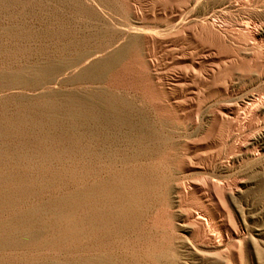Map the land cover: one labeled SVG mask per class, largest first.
I'll return each instance as SVG.
<instances>
[{"label":"bare ground","instance_id":"1","mask_svg":"<svg viewBox=\"0 0 264 264\" xmlns=\"http://www.w3.org/2000/svg\"><path fill=\"white\" fill-rule=\"evenodd\" d=\"M252 1L255 0H0V13L9 19L31 16V19L33 17L36 20L37 27L34 30L26 27L18 30L8 27V30L14 33L13 35L25 39L36 36L40 41L37 50L44 55L42 58L44 60L32 67L0 71V91L14 86H30L29 88L50 86L54 83L52 72H57L58 77L66 70L71 73H68L70 76L67 77V82L56 83V78L53 79L56 81L54 84L72 87L66 94L39 96V100L44 102L42 106L45 108L46 119L51 122L56 121L59 116L66 119L65 126L68 130L63 133V136L64 134L66 136L60 138L61 136L57 137L47 132L42 135L43 139L36 141V144L45 153H52L53 147L46 148L43 145L45 140L65 139L68 146L63 150L71 155L75 151H81L78 149L80 145L82 146L87 168L85 178L89 181L85 190L83 189L82 197L90 204L87 219L84 217L86 225L85 222L81 223L84 224L86 233L82 236L87 238L86 244L84 243L88 252L87 264H130L122 262L118 254L112 253L114 252L112 250H118L120 243L123 244L121 240H126L125 238L129 237L127 234H131L140 224L142 212L136 209L138 206H146L148 201L144 196L148 191L158 196L162 211L169 212L170 218L166 222L172 234L166 244L151 252L150 258L154 264H243L249 252L247 243L249 237H252L256 249L254 256L258 255L257 259L263 257L264 242L257 239L258 237L253 238V234L263 235L264 224L250 229L246 223L244 226L242 223L241 225L236 223L238 220L234 219L230 198L240 191L239 186L221 181L219 178L199 179L193 175L195 164L190 151L200 142L196 138L197 131L184 130L182 125L185 118L190 120L191 126H195L199 119L195 112L183 114L187 103L193 99L191 97L196 95L195 85L223 75L224 91L227 94L230 90L228 82L234 61L233 52H224L217 56L218 54L213 52L215 48L233 45L241 52L239 55L242 57L234 55L244 61L242 68L249 74L251 72L256 80H260L261 72L264 71V30L246 24L229 29L226 24L219 25L216 21L218 12L216 8H239ZM185 39L199 40L203 43L206 55L202 56L209 64L205 77L194 73L195 66L201 65L204 61L195 60V57L184 54L176 57L178 59L176 74L171 77L161 74V65L153 53L164 47H174ZM51 55L54 59L49 57ZM130 64L135 65L149 81L148 90L153 97L151 103L155 113L160 117L161 130H150L147 125L151 124L146 114L134 106L133 99L128 100L114 92L119 88L115 79ZM163 79L168 81L163 82ZM246 98L235 104L236 106L225 102L212 111L215 122L228 123L232 128L246 125L252 129L248 133L240 130H236L238 131L236 133L234 130H210L206 133L210 138L215 139L217 135V140L231 143L229 155L224 156L226 159L220 157L221 153H216L212 157V160L218 162L217 168L220 172L230 170L240 159L251 161L264 159V98L255 95ZM12 99L21 108L29 105L24 97ZM235 107L245 109L248 115L241 116L237 113L232 117ZM6 121L5 130L1 135L12 138L17 132L14 121L9 119ZM21 123L37 128L43 126L39 121L29 122L26 119H22ZM26 140L23 144L27 142ZM7 151L0 148L1 160L9 158L11 154L8 155L10 151ZM21 151L22 157L30 159L31 156L26 154V150L22 148ZM80 157L82 158L81 155ZM103 174L112 175L107 180ZM96 178L99 179L95 181ZM195 195L203 200L201 204L204 202L206 205L199 204L200 206L196 205L194 209H184L183 200ZM95 199L100 200L98 207L91 205ZM4 200L1 199L2 203ZM68 201V198H59L49 209L59 210ZM124 201H127L126 204L121 205L120 203ZM42 209L33 206L14 220L1 224V230L3 228L7 232L4 236L5 233L2 234L0 231L4 236L0 239L2 251L26 249L31 246L47 249L53 245L57 247L61 241L67 243L71 234L62 235L67 231L65 230L67 224L62 227L65 228L62 230L64 232L60 233L62 236L55 238L53 236L47 240V235L56 229L57 224L65 222V219L61 220V223L56 222V225L43 220L40 224L37 223L38 220L36 221L38 227L27 225L30 220L41 218ZM69 211L72 212L71 209ZM121 214L125 222L119 218ZM217 218H220V223L215 221ZM77 234L76 232L72 235L76 237ZM141 237L137 236L136 241H140ZM44 238L47 241L44 240L42 243ZM70 261L64 264H75Z\"/></svg>","mask_w":264,"mask_h":264},{"label":"rangeland","instance_id":"2","mask_svg":"<svg viewBox=\"0 0 264 264\" xmlns=\"http://www.w3.org/2000/svg\"><path fill=\"white\" fill-rule=\"evenodd\" d=\"M216 10L218 11L216 21L219 25L226 24V27H228L229 29H236L239 25L246 24L250 27H254L255 25V28H258L259 30L261 29L264 30V0H255L254 2L253 1L249 2L248 5L239 8H224V9L216 8ZM17 18L18 17L9 19L3 13H0V71H3L4 69L5 70L8 69L9 71L10 70L14 71L20 68H24L26 66L32 67L34 64L36 65L44 60L42 59L44 55L37 50L40 41L36 36H31L30 37L31 39L29 38L25 39L20 36L13 35L14 33H10L8 30V27L14 30H18L22 27H26L30 30H34L37 27L36 20L33 17L31 19V16L25 18H18V19ZM213 52L218 54L217 56H221L224 52H230L233 55L234 61L229 73L230 81L228 82V90L229 89L230 90L227 91V94L224 91L225 80L223 75H218L214 80L206 82L207 84L203 82L200 83V85L198 84L194 86L196 95L194 97H191L193 99L187 103L188 104L187 108L183 114L189 115V113L195 112L194 114H196L197 117H199L197 121V123L198 122L199 123L198 124L196 123L195 126H191L190 120L188 118H185L182 121L183 128H185L184 130H194L191 132L197 131L195 132V134L196 133L198 134L196 138L200 142L195 149L190 151V156L195 164L193 175L199 179L205 177H209L213 179L219 178L221 181H226L229 184H236L237 186H239V188H241L240 191L233 198H230L234 219L235 221L238 220L236 221V223L238 225H241L242 223V226H244L246 223L248 224L250 229H252L251 227L254 226L261 227L264 224V187H263L264 159H259L256 161H251L245 158L240 159L235 162V164L230 170L225 172L224 171L220 172V170L217 168L218 162L212 160L213 159L212 157L216 153L219 154L221 153L220 157L226 159V157L229 155L228 153L230 152L231 143L226 141L224 142V140H217V135L215 139L210 138L206 133H208L210 130H216V131L234 130L233 132L235 133L238 132L236 130H240L241 132H246V133L250 132L249 130H252L249 126L246 125H244L245 128L244 126L242 127L235 126L234 128H232L228 125V123L215 122L212 117V111L213 109H215V107L217 108L218 105H221L225 102L234 104V106H236L235 104L241 103L242 101L247 99L246 97H249L251 95L260 96V98L261 97L264 98V71L261 72L260 80L259 79L256 80V77L254 78L251 75V72L250 74L246 72L245 69H243L244 61L242 62L239 59L240 57H242L241 55H239L241 52L239 50H236V48L233 45L230 46L227 45L226 47L215 48ZM153 54L155 55V57L157 58V60L161 65L160 66L161 74L164 75L165 77H171L178 72V64L176 62L178 61V59L176 57H179L182 54L187 55L189 57L193 56L195 57V60L202 59V61H204L201 63V65L197 64L195 66L194 73L197 76L205 77L207 74L206 71L209 68V64L205 61L206 59L203 58L204 54L206 55V49L203 48V43L200 42L199 40L194 41V40L185 39L174 47H170V48L164 47L161 50H156ZM234 54L235 55L237 54L240 57H236ZM49 57L54 59L53 55ZM235 57L236 60L234 59ZM187 65L188 68L190 69L191 66L189 62ZM52 73H53L52 74L53 79L56 78L57 81L56 82L55 80L52 79V82L54 81V83L55 82L61 83L60 81L67 82V77L70 76L69 74H71L69 73V70L64 71V73H62V75H60L59 77L57 76L59 75L57 72H52ZM165 81L168 80L163 79V82ZM54 83L51 84L50 86L36 87L37 90H35L36 88L33 86H32L33 88L32 87L29 88L30 86L29 87L14 86V87H6L7 89L4 88V90L2 89L0 91V140H1L0 145L2 144L0 148H3L6 151L7 150L10 151V152L7 151L8 155L9 153L12 155V156L9 155L8 159L2 158L1 160L0 158V188H1L0 190L2 192L5 190L4 191L5 193L0 192V198L2 199V201L7 196H8L7 198H9L8 200L6 198L7 202L4 200L3 203L5 205L2 203L0 199V204L1 206H3V207L0 206L1 207L0 227L3 225V223H6L8 220L9 221L14 220L19 215L26 213V211L28 212L31 209V207L37 206L39 208H43L42 209L43 214L41 215V218L30 220L29 221L30 223L28 222L27 225L31 227H38L39 226L38 224H40L42 220L46 223L53 222V224L55 223L56 225V222L61 223V220L65 219V222L62 221L61 224L56 225L57 227L60 226L61 228L56 227V229L58 230L54 229L51 233L52 235L51 234L47 235V240H49L53 236H54L53 238L59 237V235H61L64 232V231L62 232V230L65 229L62 227H65V225L67 224L66 225L67 228L65 230H67L68 233H66L67 232L66 231L62 235L64 234L68 235L70 233L71 234V235L69 234L70 241L67 240V243L66 241L58 242L57 247L56 245H53V247L52 246L47 247V249L46 247L40 249L41 246L39 247L31 246V247H26V249L20 248L13 251H9V250L2 251V249L0 248L1 249L0 264H43V263L51 264L54 260L56 261V263H54L55 262L54 261L52 264H57V262L58 264H64L66 263V261H70V260H72L70 262H73L75 264H87L86 258L88 256V252L86 251L84 245V243L86 244L85 240H87V238L84 237L86 235V233H84L85 226L84 224L81 223L85 222L86 225V219H87L86 216L88 214V210L90 209V204L85 202L84 198L82 197L86 184L89 183V181L85 178V173L87 168H86V161L84 160V153H82L83 151L81 149L82 146L80 145V148L78 149L81 151L79 152L75 151L71 155L69 153L67 154V152H64L63 150V148H66V146H68V142L65 139H61L60 141L65 140L61 143L59 139L58 141H55L53 139L48 140L46 138L47 140H45L46 142H44L43 145L46 148L53 147L52 149H54L53 151L54 153L53 152L45 153L36 144V141L43 139L42 135L46 134L47 132L54 136L57 135V137L61 136L60 138H65L66 134H64L63 136V133H66L68 130L67 129L68 127L65 126L67 125V121L65 118L59 116L56 118V121H52L53 123L48 119H46L45 116L46 112L44 110L45 108H43L42 106L44 102L39 100V96H43L45 94L62 96L72 88L71 86H60V84H54ZM115 83L119 86V88L115 89L114 92L118 96L125 97L128 100L133 99L132 101L134 106H136V108L142 110V112L146 114L144 115L151 124V126L147 125L149 129L161 130L162 126L159 121L160 117L155 113L154 107L152 106L151 103V99L153 97L148 90L149 81L144 77V75L139 71V69L135 65L130 64L129 67L126 70L122 71L119 77L115 79ZM12 97L26 98L29 104L28 107L21 108L17 103L14 102ZM198 105L200 108L198 107ZM197 108L198 110H196ZM242 110H244V112ZM242 110L237 109L235 107L236 112L235 111L232 112L231 116L235 117L237 113L241 114V116L243 114L248 115L247 113L248 111L246 112L245 109ZM132 114L135 115L134 112H132ZM7 119L11 120L12 122L14 121L13 123L15 124V130L17 131L15 132L16 134L12 138H8V137L6 138L4 135H1L5 130ZM22 119H26L29 122L39 121L42 123L43 126L37 128L33 126L24 125L23 123H21ZM34 138L36 140H34ZM25 140L27 142L23 144ZM6 144L9 145L7 146ZM22 148L26 150L27 155L31 156L30 159L22 157V151H21ZM35 148L37 149L35 150ZM64 155H66L67 157L66 156L64 157ZM80 155L82 156V158L80 157ZM5 161H9V162H5ZM95 165L97 167L98 163L96 162ZM111 175L112 174H103L104 178L107 180L111 177ZM97 179L99 178H96L95 181H97ZM14 196L17 197V199H14L15 198ZM153 196L154 197L156 196L155 200ZM64 197L69 199L68 203L65 206L59 208V210L49 209L51 204H54L57 200H59V198L63 199ZM144 197L148 201V203L146 204V206L144 205L138 206L136 209L137 211L142 212L140 224H138L137 228L133 232H131V234L130 233L127 234L130 237L129 238L127 236L128 240L127 237L125 238L126 240L124 239L121 240L123 244L120 243V247L118 250L116 249L112 250L114 251L112 253L118 254V257L122 262H126V263L129 262L130 264H154L150 258V254H152L151 252L156 251L158 247L166 244L168 239L172 237L169 225L166 222V220L170 218L169 216L170 214H168L169 212L166 213L167 212L166 210L162 211L163 209L159 207L160 200L158 196L155 195L154 192L148 191L147 195ZM156 199H158L159 201ZM202 201H203L202 199H198L197 195H195L192 198L188 197L183 200V208L191 209L193 207L195 208L196 205H197L196 207H199L200 206L199 204H201ZM99 202H100L99 199H95L91 205L93 207H98ZM126 202L124 201L120 204L124 205L126 204ZM201 205H206V203L203 202V204ZM69 209H71L72 212H70ZM97 211H99V209ZM52 212L54 214H52ZM75 212L76 214L74 215ZM15 214L16 216H14ZM67 214L69 215L67 216ZM78 215H80V217ZM71 217L74 218L78 223H76V221ZM84 217H86V219ZM119 218L121 219L122 222H125L122 214ZM36 221L38 224L36 223ZM69 221H73V222L71 223ZM215 221L218 223L221 222L220 218H217ZM73 223L75 224L73 225ZM62 224L64 225L62 226ZM76 224H79L80 226ZM166 224L168 227L166 226ZM76 227L77 230L80 231H77ZM162 227L164 228V231ZM73 228L74 231H72ZM165 228L167 231L165 230ZM0 231L2 234L4 232L5 233L4 236H6L7 232L4 231L3 228L2 230L0 228ZM76 232L78 233L77 235L79 236V238H77V235H75L76 237L72 235V234H76ZM79 232L81 233L79 234ZM249 232L252 233L251 231ZM2 236L3 235L0 236V239L4 237ZM137 236L140 237L142 236L140 241H136ZM263 236L264 234L261 236L255 233L253 234V238L258 237L257 239H260L264 242ZM80 237H82L83 239H81ZM73 239H77V240H73ZM79 239L81 240L79 241ZM44 240L47 241L44 238L41 242L42 243L45 242ZM76 241L79 242L74 243V245H69V244H73V242ZM60 243L64 246H62ZM247 243L249 246L248 247L249 252L245 257L244 260L245 262H243V264H264V255L262 258H258L261 260L257 259L258 255L254 256V254L256 253L255 252L256 249H254L255 246L253 245L252 237L248 238ZM58 246H61V248L62 247L63 248L61 249ZM262 249L264 250V247H262ZM97 253L98 252H95V254Z\"/></svg>","mask_w":264,"mask_h":264}]
</instances>
